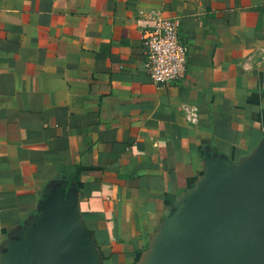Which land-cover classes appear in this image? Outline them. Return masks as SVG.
<instances>
[{"label": "crops", "instance_id": "obj_1", "mask_svg": "<svg viewBox=\"0 0 264 264\" xmlns=\"http://www.w3.org/2000/svg\"><path fill=\"white\" fill-rule=\"evenodd\" d=\"M157 11L188 58L161 85ZM263 163L264 0H0V264L57 238L161 264L196 225L230 231L215 206Z\"/></svg>", "mask_w": 264, "mask_h": 264}, {"label": "water", "instance_id": "obj_2", "mask_svg": "<svg viewBox=\"0 0 264 264\" xmlns=\"http://www.w3.org/2000/svg\"><path fill=\"white\" fill-rule=\"evenodd\" d=\"M215 207L231 230L217 238L196 225L161 264H264V163L247 176L237 194L227 195ZM219 239L230 240L233 248H223ZM25 264L81 263L57 238L46 242Z\"/></svg>", "mask_w": 264, "mask_h": 264}, {"label": "built area", "instance_id": "obj_3", "mask_svg": "<svg viewBox=\"0 0 264 264\" xmlns=\"http://www.w3.org/2000/svg\"><path fill=\"white\" fill-rule=\"evenodd\" d=\"M153 19V29L142 36L145 70L151 83L167 84L184 76L187 48L179 39L178 17L163 16L157 11Z\"/></svg>", "mask_w": 264, "mask_h": 264}]
</instances>
